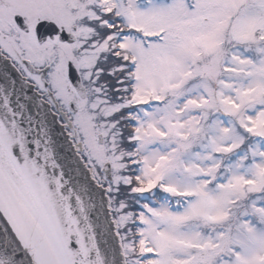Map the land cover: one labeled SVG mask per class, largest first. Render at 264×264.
Instances as JSON below:
<instances>
[{
  "label": "snow or ice",
  "instance_id": "6c2138e0",
  "mask_svg": "<svg viewBox=\"0 0 264 264\" xmlns=\"http://www.w3.org/2000/svg\"><path fill=\"white\" fill-rule=\"evenodd\" d=\"M0 264H264V0H0Z\"/></svg>",
  "mask_w": 264,
  "mask_h": 264
}]
</instances>
